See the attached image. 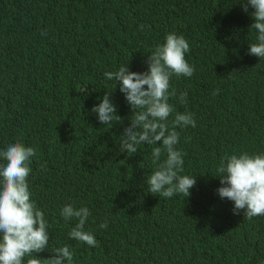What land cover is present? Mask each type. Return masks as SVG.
<instances>
[{
  "label": "trees",
  "instance_id": "16d2710c",
  "mask_svg": "<svg viewBox=\"0 0 264 264\" xmlns=\"http://www.w3.org/2000/svg\"><path fill=\"white\" fill-rule=\"evenodd\" d=\"M245 2L0 0V150L17 141L35 149L29 189L50 225L42 258L69 245L73 264H264V216L234 214L215 177L226 154L264 153V58L249 54L257 33ZM173 32L188 41L195 68L170 81L169 103L196 122L176 129L180 175L196 177L187 198L149 192L159 145L120 151L131 106L104 75L127 64L146 72ZM110 91L122 123L104 125L91 109ZM68 204L89 208L96 247L69 238L78 221L60 215Z\"/></svg>",
  "mask_w": 264,
  "mask_h": 264
},
{
  "label": "clouds",
  "instance_id": "9594fccd",
  "mask_svg": "<svg viewBox=\"0 0 264 264\" xmlns=\"http://www.w3.org/2000/svg\"><path fill=\"white\" fill-rule=\"evenodd\" d=\"M241 6L245 12L249 6L254 9L250 29L257 35L255 42L249 44V54L264 58V0H246ZM189 50L190 45L183 35L169 33L165 42L155 46L149 54L146 72L130 71L127 64L115 72L104 73L106 79L120 82V92L131 106L130 125L121 135L120 151L131 156L141 144L159 145L152 149L155 169L146 184L150 193L164 198L176 194L187 198L196 184V177L180 175L184 171V154L175 147L179 142L177 128L196 127L194 114L177 112L169 103L170 97L176 96L175 89L170 91L171 78L194 74L195 68L185 56ZM218 92L214 91L213 95ZM187 95V92L180 93L181 104L187 102ZM110 96L111 91L105 92L101 102L91 109L104 125L122 123ZM173 113L169 125L168 119ZM35 154L33 147L19 141L0 150V264H73L74 252L69 245L55 248L50 258L39 255L48 247L50 225L44 212L31 199L28 177L32 169L29 165ZM216 171L215 177L222 185L217 189L218 195L234 202V214L243 210L244 217L249 220L264 216V153L226 154ZM60 215L67 221H78L69 232L70 239L91 247L98 245L92 232L85 230L91 216L88 207L68 204L62 207ZM107 226L105 221L99 228Z\"/></svg>",
  "mask_w": 264,
  "mask_h": 264
}]
</instances>
